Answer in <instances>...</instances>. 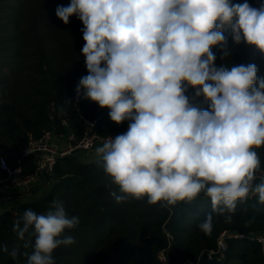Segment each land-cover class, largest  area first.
Returning <instances> with one entry per match:
<instances>
[{"label": "clouds", "instance_id": "1", "mask_svg": "<svg viewBox=\"0 0 264 264\" xmlns=\"http://www.w3.org/2000/svg\"><path fill=\"white\" fill-rule=\"evenodd\" d=\"M73 15L84 25L81 55L88 71L76 85L77 98L110 109L118 125L128 121L126 132L95 149L96 162L116 186L110 195L117 204L146 197L149 205L170 208L203 193L212 205L198 224L206 235L213 213L230 223L250 195L264 205V180L256 182L264 76L254 63L216 66L212 51L218 46L228 60L230 35L236 45L245 42L264 54V0L258 6L248 0H71L56 8L66 25ZM185 82L193 96L185 94ZM79 224L60 199L44 213L26 209L13 230L33 250L14 248L9 255L56 264L54 250L76 243L64 233Z\"/></svg>", "mask_w": 264, "mask_h": 264}, {"label": "trees", "instance_id": "2", "mask_svg": "<svg viewBox=\"0 0 264 264\" xmlns=\"http://www.w3.org/2000/svg\"><path fill=\"white\" fill-rule=\"evenodd\" d=\"M248 2L258 6L260 0ZM70 3L0 0V146L11 161L20 155L30 133L39 136L50 129L81 137L90 119H97L94 131L99 136L128 130V121L118 125L110 119V109L77 98L76 85L88 75L81 55L84 25L75 15L67 25L56 16L57 6ZM228 47L231 57L222 60L219 47L213 46L216 66L254 63L258 77L264 76V54L245 42L236 45L230 35ZM185 85V94L193 96L195 89ZM202 106L207 108L208 103ZM256 151L262 159L256 174V182H260L264 180V148ZM24 163L27 169L36 166L31 157H25ZM4 176L0 168V178ZM42 177L53 180L40 197L0 213V264H27L24 255L15 259L9 255L14 248L29 254L33 250L24 247L25 241L17 237L13 225L26 209L44 213L53 199L64 202L69 216L80 218L77 228L64 233L76 243L54 250L56 264H184L187 260L193 264H264V243L248 236L228 237L227 249L209 256L210 250L217 249L222 230L252 235L264 232V205L252 195L238 203L230 223L213 213L214 228L206 235L198 224L212 211V205L203 193L193 202H178L170 208L149 205L146 197L117 204L110 195L116 186L111 185L102 164L96 158L85 162L73 153L59 157L53 171ZM160 251L168 262H162Z\"/></svg>", "mask_w": 264, "mask_h": 264}, {"label": "built area", "instance_id": "3", "mask_svg": "<svg viewBox=\"0 0 264 264\" xmlns=\"http://www.w3.org/2000/svg\"><path fill=\"white\" fill-rule=\"evenodd\" d=\"M96 121L97 119L86 120L85 129L81 137H77L74 133L56 134L50 129L44 130L39 136L30 133L20 155L12 161L6 150L0 146V168L5 173V176L0 178V190H29L30 186L39 176H43L44 173H50L53 171L59 157L69 155L77 150L94 151L99 143H103L108 136H113H99L94 131ZM55 135L61 138H66V144L64 146H59L54 143L53 136ZM36 156L42 157L41 162L39 164L36 163L35 168L27 169L24 163L25 157L35 159ZM245 236H248L249 238H257L264 243V232L258 235H252L225 229L218 235L217 249L210 250L209 256L213 258L217 251L222 252L226 250V239L228 237L241 238ZM159 256L162 262H168L167 256L163 251H160ZM189 263L193 264V261L187 260L184 262V264Z\"/></svg>", "mask_w": 264, "mask_h": 264}, {"label": "crops", "instance_id": "4", "mask_svg": "<svg viewBox=\"0 0 264 264\" xmlns=\"http://www.w3.org/2000/svg\"><path fill=\"white\" fill-rule=\"evenodd\" d=\"M63 123H65V120H63ZM53 141H54V143H56L59 146H64L66 144V138H61L57 135L53 136ZM101 145H102V143H99L96 146V148L101 146ZM92 153H95V150L94 151L77 150V151L73 152V154L75 156L79 157V159H82L85 162H90V161H87V159L91 157ZM95 158H96V156H95ZM52 180L53 179L45 180L42 176H39L35 180V182L30 186L29 190H25V191H20V190L3 191V190H0V213L5 212V211L10 210V209L15 208V207L17 208V204L19 202L31 201L34 198L40 197L39 195H41V192L43 191L44 186L49 187L48 183H51ZM46 189H44V190H46Z\"/></svg>", "mask_w": 264, "mask_h": 264}, {"label": "water", "instance_id": "5", "mask_svg": "<svg viewBox=\"0 0 264 264\" xmlns=\"http://www.w3.org/2000/svg\"><path fill=\"white\" fill-rule=\"evenodd\" d=\"M96 153H92L91 157L87 159V161H92L95 159ZM42 157L41 156H36L35 157V163L39 164L41 162Z\"/></svg>", "mask_w": 264, "mask_h": 264}, {"label": "rangeland", "instance_id": "6", "mask_svg": "<svg viewBox=\"0 0 264 264\" xmlns=\"http://www.w3.org/2000/svg\"><path fill=\"white\" fill-rule=\"evenodd\" d=\"M50 184H51V183H48V186H50ZM46 188H48V187H47V186H46V187L44 186V189H46ZM44 189H43V191H45ZM43 191L41 192V195H42ZM18 194H19V193H18ZM41 195H39V196H41ZM34 199H36V198H34Z\"/></svg>", "mask_w": 264, "mask_h": 264}]
</instances>
